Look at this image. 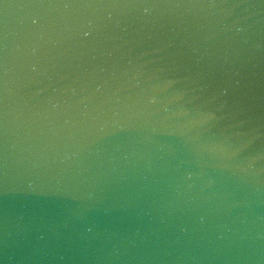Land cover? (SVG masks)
Listing matches in <instances>:
<instances>
[{"label": "water", "instance_id": "water-1", "mask_svg": "<svg viewBox=\"0 0 264 264\" xmlns=\"http://www.w3.org/2000/svg\"><path fill=\"white\" fill-rule=\"evenodd\" d=\"M0 0V264H264V0Z\"/></svg>", "mask_w": 264, "mask_h": 264}, {"label": "snow or ice", "instance_id": "snow-or-ice-1", "mask_svg": "<svg viewBox=\"0 0 264 264\" xmlns=\"http://www.w3.org/2000/svg\"><path fill=\"white\" fill-rule=\"evenodd\" d=\"M138 6L141 7H149L141 5L137 2H135ZM157 3H160L159 0H157ZM36 6L38 7H50L52 6L51 0H36ZM57 7H72V8H93V7H107V6H115V5H109L104 4L102 0H71L69 3H62V4H56ZM5 64L2 62V58H0V75L6 76Z\"/></svg>", "mask_w": 264, "mask_h": 264}]
</instances>
